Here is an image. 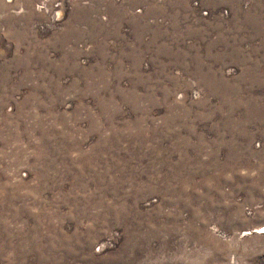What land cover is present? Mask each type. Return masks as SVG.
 <instances>
[{
	"label": "rangeland",
	"instance_id": "obj_1",
	"mask_svg": "<svg viewBox=\"0 0 264 264\" xmlns=\"http://www.w3.org/2000/svg\"><path fill=\"white\" fill-rule=\"evenodd\" d=\"M264 0H0V264H264Z\"/></svg>",
	"mask_w": 264,
	"mask_h": 264
},
{
	"label": "bare ground",
	"instance_id": "obj_2",
	"mask_svg": "<svg viewBox=\"0 0 264 264\" xmlns=\"http://www.w3.org/2000/svg\"><path fill=\"white\" fill-rule=\"evenodd\" d=\"M258 233H260V234L264 233V228H263V230L260 229V231Z\"/></svg>",
	"mask_w": 264,
	"mask_h": 264
}]
</instances>
